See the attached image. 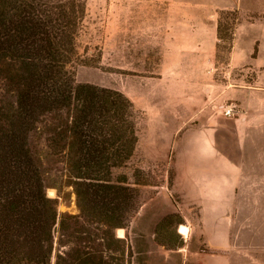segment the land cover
Wrapping results in <instances>:
<instances>
[{
    "label": "rangeland",
    "instance_id": "374dc122",
    "mask_svg": "<svg viewBox=\"0 0 264 264\" xmlns=\"http://www.w3.org/2000/svg\"><path fill=\"white\" fill-rule=\"evenodd\" d=\"M220 9L239 12L234 67L223 41L215 57ZM77 48L81 57L92 54L90 64H75L76 81L119 89L136 111L138 141L120 171L130 177L139 167L152 184L137 185L139 207L122 228L131 264H264V131L249 123L250 117L260 119V109L248 113L236 103L245 93L235 90L264 86V0H86ZM246 117L244 129L236 128ZM210 126L215 131L206 142L223 154L238 152L239 172H186L189 148L175 139L187 128L208 133ZM30 139L41 157L47 195L57 198L58 212L77 213L61 164L47 157L38 134ZM171 212L183 218L175 226L183 244L174 248L159 244L155 233Z\"/></svg>",
    "mask_w": 264,
    "mask_h": 264
},
{
    "label": "trees",
    "instance_id": "16d2710c",
    "mask_svg": "<svg viewBox=\"0 0 264 264\" xmlns=\"http://www.w3.org/2000/svg\"><path fill=\"white\" fill-rule=\"evenodd\" d=\"M85 14L86 0H0V264H131L122 228L139 207L137 185L152 181L139 167L133 183L120 171L138 141L130 98L76 81L75 64L92 54L77 48ZM239 23L237 9L218 10L216 58L223 41L228 63ZM34 134L61 164L77 213L58 212L47 195ZM173 178L174 170L168 188ZM181 222L177 212L164 216L158 243L181 246Z\"/></svg>",
    "mask_w": 264,
    "mask_h": 264
},
{
    "label": "crops",
    "instance_id": "0c3cea01",
    "mask_svg": "<svg viewBox=\"0 0 264 264\" xmlns=\"http://www.w3.org/2000/svg\"><path fill=\"white\" fill-rule=\"evenodd\" d=\"M239 27L237 26L236 30ZM237 32V31H236ZM235 32V34H236ZM235 39V38H234ZM239 54V50L236 47V44L233 42V47L230 51L228 65L234 67L236 65L235 60L237 59V55ZM252 59H255V57ZM255 65V62H253ZM236 91H242L245 93L241 98H237L236 103L242 104L244 103L247 107V112L249 113V109L252 107H256L260 109V119L254 120L250 117V120L246 117L241 120L240 124H236V128L242 127L244 129L248 120L250 124L258 123L260 125V129L264 131V86H255L251 88H235ZM240 99V100H239ZM192 127L183 130L180 134V140H176L175 142H179L182 145H185L188 150V166L186 168V172L197 173V174H208V176L212 177L216 174L223 173H237L240 171L242 159L240 154L237 152L235 154L232 153H222L219 149L217 150L214 145L207 143L206 141L209 139L207 136L209 133L215 131L213 126L208 127V133H195L191 131ZM214 133V132H213ZM178 161V153L175 152L173 163L175 167L176 174L179 175V169L177 166ZM218 185L221 187H229L230 182H226L223 180H218Z\"/></svg>",
    "mask_w": 264,
    "mask_h": 264
},
{
    "label": "bare ground",
    "instance_id": "6f19581e",
    "mask_svg": "<svg viewBox=\"0 0 264 264\" xmlns=\"http://www.w3.org/2000/svg\"><path fill=\"white\" fill-rule=\"evenodd\" d=\"M51 192V191H50ZM180 228V231L182 232V233H184V234H186V232H187V228L183 225V226H180L179 227Z\"/></svg>",
    "mask_w": 264,
    "mask_h": 264
},
{
    "label": "water",
    "instance_id": "95a60500",
    "mask_svg": "<svg viewBox=\"0 0 264 264\" xmlns=\"http://www.w3.org/2000/svg\"><path fill=\"white\" fill-rule=\"evenodd\" d=\"M177 229H178V226H177ZM178 232H180L179 230H178ZM181 233V232H180Z\"/></svg>",
    "mask_w": 264,
    "mask_h": 264
}]
</instances>
